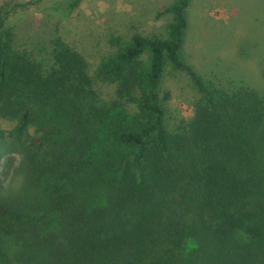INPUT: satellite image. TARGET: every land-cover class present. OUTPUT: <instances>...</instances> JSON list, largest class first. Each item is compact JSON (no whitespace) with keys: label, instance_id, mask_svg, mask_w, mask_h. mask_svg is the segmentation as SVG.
Segmentation results:
<instances>
[{"label":"trees","instance_id":"1","mask_svg":"<svg viewBox=\"0 0 264 264\" xmlns=\"http://www.w3.org/2000/svg\"><path fill=\"white\" fill-rule=\"evenodd\" d=\"M81 2L48 8L61 22ZM190 2L166 7L165 35L135 33L96 72L135 115L99 102L87 59L60 35L47 60L18 49L0 7V158L16 147L31 179L0 194V264H264V92L187 63ZM168 64L202 95L172 126Z\"/></svg>","mask_w":264,"mask_h":264},{"label":"rangeland","instance_id":"2","mask_svg":"<svg viewBox=\"0 0 264 264\" xmlns=\"http://www.w3.org/2000/svg\"><path fill=\"white\" fill-rule=\"evenodd\" d=\"M55 1L0 0V7L9 4L12 11L15 46L47 60L52 41L60 35L87 59L99 102L127 115L138 113L134 102L119 95L116 82L99 79L96 72L135 33L165 35L172 20L165 9L174 0H82L61 22L48 8ZM187 17L183 57L204 80L216 85L242 81L264 92V0H191ZM142 59L147 64L149 54ZM160 94L170 126L189 120L202 96L191 76L170 64ZM2 124L7 128L15 121L2 118ZM0 173L4 180L0 194L20 193L30 186V166L16 147L3 150Z\"/></svg>","mask_w":264,"mask_h":264}]
</instances>
